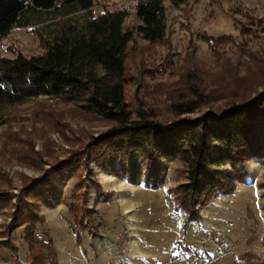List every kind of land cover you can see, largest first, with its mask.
I'll use <instances>...</instances> for the list:
<instances>
[{
	"label": "trees",
	"instance_id": "16d2710c",
	"mask_svg": "<svg viewBox=\"0 0 264 264\" xmlns=\"http://www.w3.org/2000/svg\"><path fill=\"white\" fill-rule=\"evenodd\" d=\"M95 1L0 0V40L16 26L43 22L45 14L62 17L57 27L47 30L48 35L41 31L45 48L42 53L0 55V114L31 98L48 96L73 101L110 123L103 134L91 138L87 149L71 150L68 162H53L51 169H45L37 179L26 177L24 194L33 195L35 202L28 201L27 196L13 206L12 192L0 189V209L13 208L10 225L14 229L23 227V238L32 257L30 264H59L56 246L41 227L40 205L54 207L62 201L57 179L64 177L70 163L87 155V150L97 163H107L114 170L118 159L122 168L116 173L132 184L144 183L153 189L162 184L164 161L180 160L184 180L171 191L177 209L186 216L183 227L202 221L201 208L214 199L230 196L239 184H248L249 162L264 158V88L258 93L264 86V58L256 57V67L248 64L246 73L230 63L229 71L209 76L198 66H189L192 55L184 57L186 64L176 68L171 52H164L157 70L164 72L165 66L172 67L166 71L170 76L172 72L178 74V79L168 88L155 91L157 97L150 101L142 98L132 106L126 96L130 81L126 59L134 39V31L125 27L128 12L114 9L94 16L91 10ZM186 1L171 0L176 6ZM80 11L85 13L82 22L70 16ZM135 15L139 20L137 33L151 45L164 42L165 0H138ZM247 17L248 23L241 26V41L230 35L205 38L214 57L228 61L233 48L242 53L251 48L252 40L264 44V20L249 14ZM258 25L262 28L258 29ZM141 84L138 82L137 87ZM150 87L154 90L159 86L150 84L145 88ZM217 102H221L218 107L214 105ZM206 106L209 108L201 115H193ZM26 159L37 168L46 160L36 151ZM140 159L146 165L145 176ZM93 187L97 192L103 190L98 182ZM85 201L70 205L73 226L85 229L88 224L92 235L97 236L104 224L88 220H93V212H83ZM5 233L8 240L1 239L0 245L12 239L9 230ZM77 237L80 239L79 233Z\"/></svg>",
	"mask_w": 264,
	"mask_h": 264
},
{
	"label": "rangeland",
	"instance_id": "374dc122",
	"mask_svg": "<svg viewBox=\"0 0 264 264\" xmlns=\"http://www.w3.org/2000/svg\"><path fill=\"white\" fill-rule=\"evenodd\" d=\"M137 1L96 0L91 10L94 16L114 9L128 12L125 27L134 31V39L126 59L130 77L126 96L132 106L157 97L155 91L168 88L178 79V74L172 72L170 76L166 71L172 67L165 66L164 72L157 70L164 52H171L172 60L177 61L176 68L184 66L183 58L192 55L189 66H198L209 76L229 71L230 63L246 73L248 64L256 67V57L264 58V44L252 40L254 44L247 51L241 53L233 48L227 55L228 61L217 59L205 40L230 35L241 41V26L248 23V14L264 20V0H187L179 6L165 0L167 33L164 42L155 45L135 31L139 23L135 15ZM70 16L82 22L85 13ZM61 20V16L45 14L43 22L37 25L14 27L0 40V55L42 53L45 48L40 33L48 35L47 30L57 27ZM140 81L143 84L137 87ZM150 84L159 87L147 90L145 87ZM220 103L214 105L218 107ZM208 108L193 115L199 116ZM109 124L73 101L48 96L34 97L5 109L0 114V189L12 192V204L18 206L19 199L28 196L23 191L26 177L37 179L45 169H51L53 162H68L71 150L87 149L91 138L103 134ZM34 151L46 159L38 168L26 159ZM89 152L70 163L64 177L57 179L62 201L54 207L40 205L41 227L56 246L59 264H264V158L249 162L250 181L239 184L235 196L214 199L201 208L202 221L183 227L186 216L177 209L171 191L184 180L180 160L164 161L162 184L153 189L121 177L118 159L114 161V170L107 163H97ZM140 163L145 176V162L140 159ZM96 182L101 184V192L94 189ZM27 200L36 201L33 195ZM84 200L83 212H93V220H88H97L98 224L102 221L107 227L100 225L97 236L92 235L87 223L85 229L73 226L70 205ZM12 213L11 207L0 209V241L8 240L7 230L12 233L9 243L1 242L0 264H30L32 257L23 238V227L14 229L10 225ZM115 216L118 220L111 221Z\"/></svg>",
	"mask_w": 264,
	"mask_h": 264
},
{
	"label": "crops",
	"instance_id": "0c3cea01",
	"mask_svg": "<svg viewBox=\"0 0 264 264\" xmlns=\"http://www.w3.org/2000/svg\"><path fill=\"white\" fill-rule=\"evenodd\" d=\"M239 188H240V185L238 186L237 190H238ZM237 190H236V191H237ZM236 191H235V192H236ZM235 192L232 194L231 197H233V196L236 195ZM116 219L118 220V217H116V216H115V217H112L111 221H112V220L115 221ZM103 224H104V223H103ZM106 225H107V224H106ZM104 226H105V224H104ZM114 226H115V225H114ZM105 228H107V227L105 226Z\"/></svg>",
	"mask_w": 264,
	"mask_h": 264
}]
</instances>
